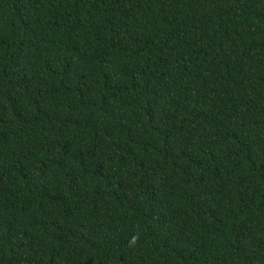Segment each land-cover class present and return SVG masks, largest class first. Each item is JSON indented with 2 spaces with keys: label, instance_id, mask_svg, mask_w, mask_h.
Masks as SVG:
<instances>
[{
  "label": "trees",
  "instance_id": "trees-1",
  "mask_svg": "<svg viewBox=\"0 0 264 264\" xmlns=\"http://www.w3.org/2000/svg\"><path fill=\"white\" fill-rule=\"evenodd\" d=\"M0 264H264V0H0Z\"/></svg>",
  "mask_w": 264,
  "mask_h": 264
}]
</instances>
